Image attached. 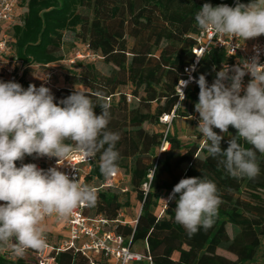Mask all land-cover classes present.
<instances>
[{
    "label": "trees",
    "instance_id": "16d2710c",
    "mask_svg": "<svg viewBox=\"0 0 264 264\" xmlns=\"http://www.w3.org/2000/svg\"><path fill=\"white\" fill-rule=\"evenodd\" d=\"M236 0H20L19 21L12 26L15 55L26 69L16 82L25 89L28 68L48 66L64 60L66 35L87 45L110 67L103 73L97 64L79 60L64 80L83 86L94 103H107L110 112L108 129L118 132L116 150L120 153L118 170L129 178V191L119 185L102 187L110 178L100 172L99 154L90 160L91 171L82 176V184L94 187L97 202L84 214L105 216L112 222L125 245L136 249L143 243L154 264H264L259 261L264 245V155L257 152L260 174L255 179L232 178L217 160L208 156L201 145V134L194 143L184 144L174 133H168L169 149L160 151L163 131L160 118L175 110L179 95L177 85L184 68L195 59L194 48L202 30L195 26V14L204 3L235 6ZM249 3L250 0H240ZM130 39L132 43H130ZM236 56L226 49L211 47L201 58L197 80L204 75L209 85L216 74ZM71 87L53 92L55 102L69 96ZM199 86L187 90L186 100L177 107L178 118L199 116L195 111ZM99 115L101 108L96 106ZM177 118V119H178ZM196 123V120L193 119ZM218 134L219 129H215ZM230 134V135H229ZM221 134V148L236 135ZM71 143V141H66ZM245 147H251L244 141ZM21 161H17V167ZM156 169L155 179L153 173ZM206 176L215 182L223 201L214 224L201 228L191 237L175 221V199L156 213L163 194L186 177ZM136 195L140 213L134 223L120 219L121 211L130 206V194ZM126 200L123 201V197ZM176 199H178V194ZM232 228V234L228 227ZM235 256L229 258L219 251ZM181 254L185 262L174 255ZM51 254H54L51 251ZM57 264H89L81 252L72 249L56 255ZM102 264H108L101 261ZM0 264H37L32 253L26 258L14 257L11 250H0Z\"/></svg>",
    "mask_w": 264,
    "mask_h": 264
},
{
    "label": "clouds",
    "instance_id": "9594fccd",
    "mask_svg": "<svg viewBox=\"0 0 264 264\" xmlns=\"http://www.w3.org/2000/svg\"><path fill=\"white\" fill-rule=\"evenodd\" d=\"M195 26L244 41L264 36V0H236L235 6L204 3L195 14ZM245 75L251 77L247 85ZM196 83L195 130L208 156L232 178L255 179L260 174L257 152L264 155V64L259 62V49L243 64L223 66L211 85L204 75ZM55 100L44 84L25 89L14 80H0V250L9 245L17 255L26 249L41 250L46 247L42 225L47 216L67 218L77 207L97 202L94 187L70 179L59 167L45 170L35 163L17 167V161L25 156L56 158L60 166L76 151L86 160L99 154L100 172L106 178L118 172L120 153L115 146L120 135L108 129L110 106L94 103L91 95L77 90L58 103ZM96 106L101 108L99 115ZM230 126L236 135L222 149L221 134H229ZM155 173L156 169L154 179ZM174 199L175 221L190 237L213 226L223 203L215 182L204 175L182 178L166 202Z\"/></svg>",
    "mask_w": 264,
    "mask_h": 264
},
{
    "label": "built area",
    "instance_id": "2783aa9c",
    "mask_svg": "<svg viewBox=\"0 0 264 264\" xmlns=\"http://www.w3.org/2000/svg\"><path fill=\"white\" fill-rule=\"evenodd\" d=\"M19 2L20 0H0V80L3 81H17L23 76L26 69L23 62L15 55L11 35L13 24L19 21ZM211 47L226 49L229 56H236L234 62L225 64V67L227 65L231 67L238 63L243 64L244 60H251L257 54V48L259 49V62L264 64V36L244 41L202 30L197 36V45L194 48L195 59L193 63L184 68L177 85L178 104L175 110L160 118L164 133L161 152L169 149L166 137L171 132L172 123L178 118L176 109L186 100L188 88L197 84L196 75L199 70V62ZM76 56L77 59L95 60L97 54L86 46L84 53L79 52ZM250 79L249 75H245L244 85H247ZM193 119L198 124L199 116L193 117ZM201 145L203 146V138H201ZM21 163H35L45 170L50 167H59V170L65 172L70 179L77 178L80 184H82V176L91 171L90 160H86L81 153L76 151L67 160H61L60 166L57 165L56 158L49 159L47 157L25 156ZM119 182L120 179L115 174L102 187L114 186ZM88 208L89 206H79L67 218H60L56 214L47 216L44 221L53 220L62 223L65 234L54 242L45 231L46 247L41 250L26 249L22 254L17 255L11 250V245L6 249L11 250V255L19 258H26L29 253H32L37 264H57L56 255L68 249L81 252L88 258L89 264H102L101 261H106L108 264H154L148 250L138 252L125 245L123 237L116 233L112 222L105 216H86L84 212ZM51 251L54 254H51Z\"/></svg>",
    "mask_w": 264,
    "mask_h": 264
},
{
    "label": "rangeland",
    "instance_id": "374dc122",
    "mask_svg": "<svg viewBox=\"0 0 264 264\" xmlns=\"http://www.w3.org/2000/svg\"><path fill=\"white\" fill-rule=\"evenodd\" d=\"M72 40H73V36L70 33H68L66 35L67 43L64 47V60L48 66L33 65L28 68L27 80L30 82V84H35L37 87H39L41 84H45L46 87L51 89L52 93L62 87H71L74 89L85 91L86 90L85 87L69 85L64 80L65 75L68 73V71H70V69H80L79 67L76 66V63L79 60L94 62L97 64L98 69L103 73L107 74L110 72V67L104 65L101 62L102 61L101 56L97 55L95 60H90L87 58L77 59L76 55L79 52L84 53L87 45L77 41L73 45H71ZM130 43H132L131 39H130ZM193 125L194 123L191 118H178L172 123L171 131L176 133L180 137V139H182L185 145L189 143H194L197 141L198 134L197 131L194 129ZM155 129L157 131H163L162 126L155 127ZM124 175L126 174L124 173L123 170H118V172L116 173L117 178L120 179L118 185L124 188L125 190L129 189L130 191L131 186L129 180L123 179ZM122 199L123 201H125L126 196H124ZM167 200H168V194H163L162 199L160 200L159 205L156 209V213H158L160 209L164 208V205L167 203L166 202ZM130 203L131 204L129 207H125L121 211L120 219H122L124 222L134 223V221L136 220L137 216L140 213V203L136 200V195L134 192L130 194ZM44 226L48 228L53 227L54 230L57 232L62 231L63 229L61 223L54 222L53 224H49V221L47 220L44 221ZM228 230L232 234V228L230 226L228 227ZM137 247L144 249L143 243H138ZM219 253L229 258L236 259L235 256L231 255L228 252L220 250ZM174 258L178 262H182V263L185 262V258L179 253H176L174 255ZM259 261L264 262V245L260 253Z\"/></svg>",
    "mask_w": 264,
    "mask_h": 264
},
{
    "label": "crops",
    "instance_id": "0c3cea01",
    "mask_svg": "<svg viewBox=\"0 0 264 264\" xmlns=\"http://www.w3.org/2000/svg\"><path fill=\"white\" fill-rule=\"evenodd\" d=\"M192 119V118H191ZM192 121H193V123H194V129H196L197 128V126H198V124L197 123H195V121L192 119ZM180 133V132H179ZM123 179H125V180H129V178H128V176L127 175H124L123 176ZM116 181V180H115ZM119 183H117V185H118ZM0 203H2V202H0ZM47 221H49V224H53L54 222H56V221H53V220H47ZM51 221V222H50ZM56 223H59V222H56ZM62 224V223H61ZM43 227H44V229H45V231L49 234V236H50V238H51V240L52 241H54V242H56L58 239H60L61 237H62V235L63 234H65V232L63 231V229H62V231H59V232H57V231H55L54 230V228L53 227H45L44 226V222H43V225H42ZM62 227H63V224H62ZM143 246L145 247V245L143 244ZM136 251H138V252H144L145 251V248L144 249H142V248H139V247H136V249H135Z\"/></svg>",
    "mask_w": 264,
    "mask_h": 264
}]
</instances>
